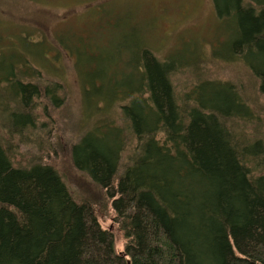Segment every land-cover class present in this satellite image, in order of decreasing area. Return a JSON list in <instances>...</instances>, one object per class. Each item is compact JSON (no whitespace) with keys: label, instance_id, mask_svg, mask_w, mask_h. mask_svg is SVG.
Wrapping results in <instances>:
<instances>
[{"label":"trees","instance_id":"16d2710c","mask_svg":"<svg viewBox=\"0 0 264 264\" xmlns=\"http://www.w3.org/2000/svg\"><path fill=\"white\" fill-rule=\"evenodd\" d=\"M220 1L227 14L238 12L242 33L233 50L254 55L264 94V0ZM135 67L137 83L117 90L127 128L100 123L69 144L74 166L101 188V202L74 196L48 162L17 163L0 141V264H264V162L257 160L264 137L253 130L247 145L236 144L232 120L252 116L240 90L208 79L181 99L174 80L181 62L141 48ZM18 74L13 68L0 80L20 106L8 112L6 133L22 141L35 125L22 104L40 88ZM202 82L209 86L203 97ZM52 86L44 93L58 106ZM131 138L136 154L124 164ZM111 207L127 240L123 255L100 224Z\"/></svg>","mask_w":264,"mask_h":264},{"label":"rangeland","instance_id":"374dc122","mask_svg":"<svg viewBox=\"0 0 264 264\" xmlns=\"http://www.w3.org/2000/svg\"><path fill=\"white\" fill-rule=\"evenodd\" d=\"M257 1L246 0L252 6ZM220 2L0 0V63L4 64L0 75L6 77L14 68L20 79L40 88L27 105L22 104L27 107L23 114L34 113L35 125L24 129L21 141L17 134L6 133L12 132L7 114L20 107L19 99L9 95L0 80V141L8 145L17 163L48 162L74 196L101 202V188L74 166L69 144L100 123H108L101 128H127L117 90L125 82L137 83L135 63L141 48L160 60L181 62L174 77L181 99L202 80L233 83L252 111L251 119L231 122L237 130L232 134L236 144L247 145L253 130L262 139L264 94L259 91L261 79L254 73V55L248 52L249 56L241 57L233 50L242 33L238 12L227 14ZM200 84L203 97L209 86ZM46 85L56 89L58 106L44 93ZM111 89L109 98L106 92ZM135 143L131 138L124 164L136 154ZM260 156L257 160L264 162ZM259 161L254 163L257 168ZM99 219L104 229L114 233L116 252L123 255L127 240L112 207Z\"/></svg>","mask_w":264,"mask_h":264}]
</instances>
